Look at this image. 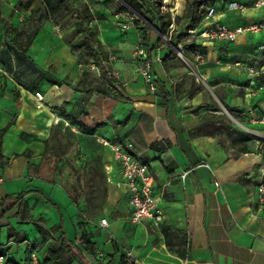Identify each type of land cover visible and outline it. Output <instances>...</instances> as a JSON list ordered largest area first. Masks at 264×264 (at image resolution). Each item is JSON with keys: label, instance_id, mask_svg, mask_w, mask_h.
<instances>
[{"label": "crops", "instance_id": "1", "mask_svg": "<svg viewBox=\"0 0 264 264\" xmlns=\"http://www.w3.org/2000/svg\"><path fill=\"white\" fill-rule=\"evenodd\" d=\"M18 1L0 0V13L20 29L27 9L16 5ZM228 1L231 0L212 3L221 9ZM237 1L248 8L227 10L218 18L233 26L264 17V8L252 6L255 0ZM48 20L27 52L9 48L0 25V64L13 73L16 82L4 76L0 79V148L9 159L6 166H0V200L27 192L28 202L24 219L8 218V215L6 218L19 233L20 240L16 235L9 237L8 222L0 223V248H5L14 261L22 262L23 245L31 241L28 233L31 230L41 249L46 247L42 257L47 256L53 243L40 241L41 234L31 219L43 218L47 228L59 223L60 213L48 199L59 205L68 237L75 239L77 207L61 176L56 175L57 164L51 167L47 162V146L54 127L69 121L80 129L77 135L96 138L104 152L108 196L103 218L110 219V226L101 229L104 232L101 236H95L102 247L97 249V255L103 256V262L96 261L94 256L93 264H124L126 260L130 264H264V205L255 192L260 140L239 127L225 112V108L239 112L245 123H249L248 116L258 118L264 114V90L255 92L262 77L253 78L246 68L261 61L256 47L264 41V36L242 34L235 42H197L189 36V43H179V47L186 49L184 59L173 45L169 49L167 43L151 39L148 53L153 59L157 84L154 92L130 60L129 42H121L120 51L114 53L117 60L113 66L121 74V86H116L122 94L115 97L109 90L95 86L93 75L79 68L80 60L72 53L70 43L62 47L59 41L38 42L42 30L44 35H57L48 25L56 24ZM107 47L103 45L104 49ZM12 52L18 55L17 60L11 57ZM157 55L162 58L160 61L155 60ZM13 63H18L17 74ZM22 68L33 69V75L24 79L26 71L21 73ZM41 70L64 79L66 84L59 86L42 80L34 91L29 90ZM97 88L103 93H86ZM37 90L45 96L41 108L33 100ZM72 118H79L81 123H75ZM121 121H125L122 128ZM249 125L262 128L259 123ZM83 126L93 133H85ZM104 135H115L111 140L116 142L132 141L135 150L149 163L155 176L158 205L164 215L159 227L130 222L128 195L118 185L123 177L111 149L97 139ZM154 142L167 147L159 152L152 148ZM105 164H111V170H106ZM187 170L189 173L183 178ZM110 187L116 189L114 194ZM63 201L68 211L62 209ZM53 209L59 217H54ZM162 225L181 231L184 256L167 247Z\"/></svg>", "mask_w": 264, "mask_h": 264}, {"label": "rangeland", "instance_id": "2", "mask_svg": "<svg viewBox=\"0 0 264 264\" xmlns=\"http://www.w3.org/2000/svg\"><path fill=\"white\" fill-rule=\"evenodd\" d=\"M188 1L191 0H144V2L147 3V7L144 8L146 13L151 15V13L159 11L163 15L162 23L164 24L163 32L158 31L156 27L152 26L154 31L150 39H147L144 38L143 24L150 25L149 21L131 8H129V11L123 10L121 7L125 5V3L122 0H72L73 4L79 7L82 13L86 14L87 10H89L94 15V19L86 23V27L95 32V38L99 41L96 45V49L106 62V65L104 64L101 68L100 75L89 69L84 70V72L93 75L91 77L94 85L99 88H104L106 91L109 90L115 97L122 94L121 90L116 86L117 84L121 86V82L119 81V83H117L116 79H109L107 75V70L115 69L113 64L116 62L117 56L114 53L120 51L119 43L121 42H129L130 48L127 49L132 53L130 60L135 65L137 73L138 65L139 62L142 61V57L135 56V52L138 49H144L149 56L148 49L149 47L151 48L149 42L153 38H156L160 43H167L169 49H171L173 45L174 50L178 53L179 43H183L184 45L189 43L188 26L190 25V20L185 16ZM26 3L27 0H19L16 5L23 7ZM44 13L43 0H35L31 7L27 9V13L24 16L23 22L20 23L19 28H23L26 33L35 29L39 31L41 26L48 20L43 17ZM48 21L56 24L55 27L50 23L48 25L52 29L54 28L57 35H49L48 33L44 35L43 32H45V30H42L38 42L59 41L62 47L70 43L72 53L77 55L80 61L89 62L85 57H82V48L76 46V44L87 35L85 32L80 34L75 32V28L80 22L79 16L72 10H66L59 15L58 18L49 19ZM124 23L130 26L127 31H123L121 28ZM0 25H2V23H0ZM132 36L134 37L132 38ZM103 45L108 47L104 49ZM107 51L113 54H107ZM12 54L11 57L17 60L18 55H15L13 52ZM110 55L116 57L114 63H109L107 61ZM12 66H14L17 74L18 71H20V69L18 70V63H13ZM24 71H26L23 76L24 79L29 76L31 77L34 72L33 69L26 70L22 68L21 73ZM116 111L118 112V110ZM116 111H114L113 115L116 114ZM120 125V128L125 126V121H121ZM113 126L119 127L114 124ZM104 130V132H106V129ZM104 136L106 137V135ZM114 136L115 135L107 136V138L114 140ZM47 150V162L51 164V167L57 164L56 175L61 176L62 184L68 194L73 195L78 203H73L77 207L76 228L74 227L76 231L75 243L83 248V244L90 240L93 241V248L101 250L102 247L98 240L95 239V236H101V234L104 233L99 226V222L100 218L106 217L105 208L108 196V185L103 173L102 157L104 156V152L102 151V146L98 144L96 138L91 135H77L70 126H66L64 122H61L59 126L54 127ZM109 151V148H107V152ZM110 191L114 194L116 189L110 187ZM55 200L59 202L57 198ZM62 204V209L68 211L69 208L67 209L65 206L67 204L64 201ZM53 211L54 217H59L54 209ZM90 219H94L93 222H91ZM1 220H3V218H1ZM31 220L45 225L43 218H32ZM7 222L8 220L4 219L0 223L6 224ZM47 225L48 224L45 226ZM28 233H30L31 241L33 240L32 242H34V231L30 230ZM57 236L58 232H53V236L48 244L54 243ZM40 241H42V237ZM25 248L26 244L23 245L24 250ZM44 250H46V247L40 249V256H44ZM84 252V254H79V258L73 264H93V257L90 256L87 251ZM95 253L97 257L95 260L103 262V256H98L99 252ZM88 256L91 257V262L88 260Z\"/></svg>", "mask_w": 264, "mask_h": 264}, {"label": "built area", "instance_id": "3", "mask_svg": "<svg viewBox=\"0 0 264 264\" xmlns=\"http://www.w3.org/2000/svg\"><path fill=\"white\" fill-rule=\"evenodd\" d=\"M256 8H264V0H255L252 4ZM248 8L247 4L239 2L237 0H231L226 2L220 9L219 6L210 3L207 7V11L201 23H206L202 27L198 26L194 29H189V36L192 41L201 42H235L242 34L251 33L253 35L264 36V17L256 21L247 22L239 25L230 26L223 22L218 16H222L224 11L227 10H239L244 11ZM118 16V15H117ZM122 30L127 31L130 26L127 23L122 24ZM191 41V42H192ZM186 49L179 47L178 55L184 59V53ZM256 55L260 56V60L256 65H247L248 73L253 77H262L261 83L257 86L255 92H261L264 90V41L259 42L256 47ZM135 56H141L142 61L138 65V73L142 77L143 81L148 86L149 90L156 91L157 84L156 78L152 71L153 59L150 58L144 49H138L135 52ZM198 57L201 58L200 54ZM138 59V58H137ZM162 58L157 55L155 60L160 61ZM116 57L110 55L108 58L109 63H114ZM101 63V66H100ZM106 65V62L102 60H90L89 62L79 61L78 66L81 70H92L98 75L101 74V68ZM109 79H116L119 83L121 74L116 69L107 70ZM6 77L15 82L13 73L7 71L0 64V79ZM253 83L256 79L251 80ZM16 83V82H15ZM34 103L37 108H41L45 105V96L42 91H35L33 94ZM225 112L233 119V121L246 132L256 136L260 140V144L257 150L259 157L256 173V196L258 201L264 205V114L258 118L249 117L248 122L252 124H261V129H256L245 123L239 117V112L229 111L225 108ZM66 124L71 126L72 130L80 133V129L75 125H71L69 121ZM98 141L111 149L115 162L118 166L120 174L123 179L118 182L119 186H123L125 192L128 195V202L131 208L129 214V220L131 223H149L151 227H159L164 221V215L162 209L158 205V198L155 194V176L151 171L149 163L145 160L142 153L135 150V145L132 141L116 142L112 141L105 136H97ZM208 165V164H206ZM111 164H105L106 170H111ZM189 173V170L182 174L184 178ZM219 185V181H216ZM101 228H108L110 222L107 218H102L99 222ZM189 243V237L188 241ZM41 244L34 241H29L25 248L24 260L14 261L8 254H0V264H47L44 261V257L40 256ZM129 257L131 253H128Z\"/></svg>", "mask_w": 264, "mask_h": 264}, {"label": "trees", "instance_id": "4", "mask_svg": "<svg viewBox=\"0 0 264 264\" xmlns=\"http://www.w3.org/2000/svg\"><path fill=\"white\" fill-rule=\"evenodd\" d=\"M35 0H28L23 8H30ZM125 5H122L123 10L129 11V8L133 9L136 13L141 15L149 24H143V33L144 38L149 39L151 33L153 32L152 26L160 32L164 31V24L162 23L163 15L157 11L148 15L145 11L147 3L144 0H122ZM214 0H191L187 2V11L185 16L190 20L189 29H194L198 27L207 11V7ZM45 13L43 17L46 19H56L66 10L74 11L80 18V22L75 28L77 34L86 33L87 35L82 38L76 46L82 48L81 55L85 57L88 61L90 60H102L103 58L96 49L98 40L95 38V32L91 31L86 27V23L91 22L94 19V15L87 10V13H82L79 7H76L72 0H43ZM150 11V10H148ZM0 23L3 25L4 29V38L7 46L9 48H16L23 52H27L30 45L34 41L38 29L25 32L23 28L17 29L6 19L1 16L0 13ZM42 80H47L52 84L63 85L66 84V81L63 79H58L53 76L48 71L41 70L37 76V80L33 85L29 86L28 89L34 91L36 87L40 84ZM94 92L103 93L101 89H88L87 94ZM76 123H81L79 118H72ZM82 126V125H81ZM85 133H93L92 129L85 128L83 126ZM249 137V136H248ZM250 138V137H249ZM2 139L0 138V146ZM166 144L160 142H154L152 148L162 152L166 149ZM1 149V148H0ZM9 162V159L4 156L2 149L0 152V166H6ZM27 192H21L17 195H7L4 199L0 200V219H6L8 217H17L19 219H24L26 210L28 208V202L25 199ZM73 203L78 204L76 198L73 195H70ZM51 206L57 209L60 213V221L51 228H47L45 225H41L38 222H34V225L38 229L42 237V242L47 243L53 236V232H58L57 240L51 245L49 253L44 258L45 263L47 264H73L78 258L79 254H84V251H87L90 256L94 257L96 255L97 249L93 248V241H86L83 244V248L80 245H77L74 240L70 239L65 228V220L63 212H61L58 204L52 200L47 201ZM8 227L9 237L16 235L17 239L20 240L19 233L14 229L13 225L9 222L6 225ZM162 231L164 234V239L167 247L170 250L176 251L180 256H184L186 249L183 247L184 238L179 229H176L170 225H162ZM91 244V245H90ZM91 246V247H90ZM7 254L5 248H0V254ZM92 260V259H91ZM94 263V261H92ZM124 264H130L129 261H124Z\"/></svg>", "mask_w": 264, "mask_h": 264}]
</instances>
